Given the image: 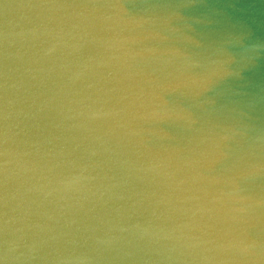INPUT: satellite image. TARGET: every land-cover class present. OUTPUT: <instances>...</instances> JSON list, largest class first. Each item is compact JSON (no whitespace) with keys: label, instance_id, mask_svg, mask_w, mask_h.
Wrapping results in <instances>:
<instances>
[{"label":"water","instance_id":"1","mask_svg":"<svg viewBox=\"0 0 264 264\" xmlns=\"http://www.w3.org/2000/svg\"><path fill=\"white\" fill-rule=\"evenodd\" d=\"M0 264H264V0H0Z\"/></svg>","mask_w":264,"mask_h":264}]
</instances>
